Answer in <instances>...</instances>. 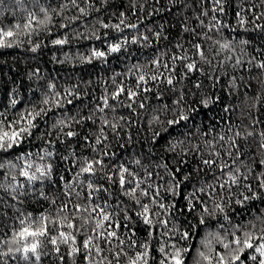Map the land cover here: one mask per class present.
<instances>
[{"label": "trees", "instance_id": "16d2710c", "mask_svg": "<svg viewBox=\"0 0 264 264\" xmlns=\"http://www.w3.org/2000/svg\"><path fill=\"white\" fill-rule=\"evenodd\" d=\"M23 2L28 11L35 12L38 19H43L39 7L48 9L52 22L47 29L35 26L34 32L18 37L19 42L12 47L0 48V112L11 121L33 108L38 111L41 107H46L41 101L45 95L51 96L53 91L59 92L63 97L66 89H72L74 95L69 97L73 100L72 104L64 102L63 109L52 108L46 115L38 117L35 121L37 127L32 130V135L26 137L20 145L9 153H0V163L6 164L16 156L32 153V160L38 164L41 161L37 153L43 155L45 149L55 152L53 157L43 161L53 164L51 180L37 181L29 185L17 171L12 174L25 185L23 194L13 199L0 189V239L10 238L12 231L19 228L18 217L28 213L35 217L43 213L55 218L64 204L88 203L85 199L88 175L79 178L83 184L72 183L73 177L84 157L103 158L108 166L104 172L124 164L141 177L145 175V170L152 173L149 182L160 187L161 202L176 205L169 209L167 215L156 207H153L152 211L160 212L161 217L169 221V229L179 230L175 235L170 233V242L189 247L191 251L187 254V264H194L196 249L207 251L200 241L205 239L209 231L215 232L218 226L215 219L207 227L200 225L199 204L195 211L189 212L188 201L184 197L194 189L215 184L217 180L223 179L215 166L209 170L201 164V160L213 159L210 153L219 151L221 162L231 163L225 153L229 150V137H233L237 131L241 133V137L236 138L241 153L237 166L245 175H248V168L252 169L248 179L242 180L241 184L250 183L252 191L257 192L260 199L250 200L243 206L237 204L236 199L242 198L240 193H251L244 187L235 186L231 192L217 188L216 198H224L225 211L233 223L252 222L260 227L259 220L255 218L264 219V190L258 188L254 177L264 173V166L259 164V160L264 158V149L259 147L262 139L259 134L264 132V70L256 65L264 61V30L256 29L255 25L264 24V18L256 20L253 13L247 9L255 6V15L264 13V0H223L224 11L217 10L215 13L211 11L209 0H77L78 7L72 6L71 0H39L38 5L35 0ZM62 5L67 7L61 10ZM80 7L87 10V16L79 12ZM10 8L15 15L8 10ZM242 9L244 11H241ZM203 10L208 11L207 16L202 14ZM121 13L124 14L125 24H137L138 28L130 29L121 25L123 31L117 32L101 27V22L119 23ZM237 13L246 18L247 22L243 26L238 23ZM213 15L221 25L218 32L215 29L209 31L206 27L215 24ZM26 17L27 12L17 9L11 0H0V27H11L15 23L23 25ZM73 17L79 19L73 20ZM61 24H67L68 27L60 28ZM205 32L211 36V41L205 38ZM93 33L101 39L93 38ZM156 33H159V37ZM64 36L68 38L65 45L51 43L53 39ZM133 36L141 39L133 44ZM143 36H147L148 40H143ZM124 38H127L129 43L122 47L120 52L110 54L106 61L93 59L90 63L87 62L86 58L93 48L106 51L109 43H117ZM216 40L220 43L231 42L234 51H220L219 47L212 43ZM241 41L247 43L241 44ZM197 43L204 46L203 50L211 64L199 60L192 47ZM36 45L39 47L34 52L32 48ZM184 54L189 56L188 62L197 61V67L202 71L187 73L183 67L186 62L179 60L175 62V70L170 71L173 68L172 56ZM237 58L241 61L239 65H236ZM155 59L160 60L161 66L158 69L152 64ZM164 64L168 65V69L163 67ZM133 65L149 75L163 73L164 76H173L175 91L170 90L172 86L163 82L164 77L161 76L159 81H149L147 85H143L153 91L140 94L133 104L135 113L122 106H117L114 112L105 109L103 114L99 113L96 106H103V101L99 98L105 94V89L109 94L114 90L113 78L117 84L123 83L135 90L136 75H139L140 71ZM49 84H54L55 88L49 89ZM197 84L200 85L198 88L195 87ZM158 92L162 94V99L157 98ZM180 92L183 93V107L189 115V120L172 127H168L166 123L163 126L155 123L150 126L149 121L153 116H159L162 121L173 118L172 102L178 98L177 93ZM12 100L17 101L14 107ZM120 100L124 104L131 103L123 94ZM202 100L208 101L207 106L201 103ZM140 101L145 103L144 109L138 107ZM109 102L116 103L111 99ZM164 104L168 105L167 111L163 110ZM89 116L92 118L86 119ZM101 116L118 125L115 132L110 126L102 124ZM120 117H124V120H120ZM60 120H64L65 125H59ZM164 128H167V131H164ZM68 131L77 135L67 137L65 133ZM156 132L160 133L158 137L154 136ZM249 132L253 135L248 136ZM220 136H223L224 140H220ZM97 137L101 138L100 144L95 143ZM181 141L183 143H179ZM173 143L178 144L175 151L170 150ZM207 143L214 147L206 148ZM193 144L200 145V154L191 150ZM232 151L235 153V149ZM105 152L109 155L104 156ZM64 157H67V160ZM137 159L141 162L139 166L133 163ZM177 169L180 171L177 172ZM10 171L7 167L0 169V183L10 182L5 180ZM170 172L182 181L179 195L167 191L174 183ZM102 175V172L97 171L94 182L107 188L108 192L94 193L92 203H100L103 206L107 201L112 206L109 210L117 213L114 219L121 223L117 230L120 238L135 239L137 244L148 241L151 248L150 264H158L161 254L157 250L161 244L169 242V238L162 235L165 229H159V232L149 239V229L135 215V212L140 211L139 206L123 196L118 185L101 179ZM183 175H188L189 179L183 181ZM61 177L64 179L61 180ZM69 183H72L71 197L65 192V186ZM41 192L43 196L40 195ZM76 192H80V197L75 195ZM197 195L211 207L212 201L208 197L203 193ZM229 196L232 197L230 203ZM193 203L197 202L193 200ZM121 209L128 210L130 220H124V212ZM71 212L70 208L69 216ZM216 219L225 223V227L228 226L219 214ZM74 222L77 225L81 223L78 218ZM85 230L91 233L90 226ZM185 230L192 233V238L180 241L179 232ZM82 238L83 232L78 239ZM212 245L216 251H224L214 240ZM0 251H6V248ZM47 252V255H42L40 264H73V259L67 256V249L63 245L61 254L65 259L62 262L51 250V246ZM129 254H132L131 251ZM7 264L25 262L17 254L16 259H8ZM75 264H85L83 257L77 256ZM120 264H124L123 258ZM249 264L253 262L249 261Z\"/></svg>", "mask_w": 264, "mask_h": 264}, {"label": "snow or ice", "instance_id": "6c2138e0", "mask_svg": "<svg viewBox=\"0 0 264 264\" xmlns=\"http://www.w3.org/2000/svg\"><path fill=\"white\" fill-rule=\"evenodd\" d=\"M15 7L21 11L27 12L26 22L21 25L20 23H15L11 27H0V48L12 47L14 44L18 43V37L28 36L35 31V26H42L47 29V26L52 22V17L48 13V9L40 6L39 11L43 14V19H38L35 12L28 11L24 5L23 0H11ZM212 5L211 11L215 13L217 10L220 12L224 11L223 0H209ZM38 5L39 0H35ZM71 4L74 7H78L77 0H71ZM67 5H62L61 10ZM12 11V9H8ZM241 11H244L242 9ZM248 12L253 13L254 18L259 20L264 18V13L255 15L256 8L247 9ZM79 12L87 16L88 12L85 8L80 7ZM15 15V12L12 11ZM202 14L204 16L208 15L207 10H203ZM238 23L243 26L247 21L244 16L237 13ZM73 20L79 19V17L71 18ZM213 21L215 24H209V31L215 29L217 32L220 30V22L217 20L216 16L213 15ZM200 23L203 25V21ZM121 25L125 28L137 29V24H125L124 14L121 13V18L117 24H109L101 22V27L104 29H114L117 32H122L123 29ZM68 27L67 24H61L60 28ZM256 29L264 30V24H256ZM188 31V29H185ZM195 32V30H192ZM107 35V33H105ZM159 37V33L155 34ZM207 40L211 41V36L208 32L204 33ZM93 38L100 40L101 37L93 33ZM139 37L133 36L131 43L135 44L139 41ZM143 40L147 41L148 37L143 36ZM53 45H65L68 43L67 36L63 38L53 39L51 41ZM129 40L124 38L122 41L117 43H109L107 45V50H98L93 48L90 55L86 58L87 62H91L93 59H98L106 61L107 57L116 52H120L122 47L127 45ZM214 45L219 47L220 51H234L231 42L220 43L219 40L212 41ZM241 44H246L247 41H241ZM39 45L32 48V51H36ZM179 48L180 45H177ZM193 49L195 54L199 57L200 61L204 63L211 64V61L205 55L203 50L204 46L197 43L194 44ZM189 56L187 54L181 56H172L173 68L170 71L175 70V62L177 60L183 63V67L187 70V73L201 72L202 69L197 67V61H189ZM230 59V57H229ZM241 63L240 59H236V65ZM152 64L158 69L161 64L159 59L152 61ZM259 69L264 70V61L259 62L256 65ZM140 71L136 65H133ZM164 68L168 69V65L164 64ZM161 76L164 77V81L167 85L172 86L170 90L175 91L174 77L171 75L164 76L163 73L157 74H146L140 71L139 75H136L135 90L123 83L117 84L115 78L112 79V84L114 85V90L109 94L107 89H105V94L99 99L103 101V106H96V110L103 114L105 109H110L115 111L117 106L126 107L133 113L136 112V108L133 104L136 103L137 98L141 93H150L153 91L152 88L144 87L149 81H159ZM197 84L195 87H199ZM49 89H54V84L48 85ZM125 95L127 100L131 103L124 104L120 100L121 95ZM74 92L72 89H66L64 96L61 97L59 92L53 91L51 96L45 95L41 103L46 107H41L38 111L33 108L31 111H27L26 114L21 113L18 119L8 121L5 118V114L0 112V153H9L14 147L20 145L23 140L32 135V130L37 127L35 121L38 117L46 115L48 111L52 108H64V102L67 104H72L73 100L69 97L73 96ZM157 98L162 99V94L157 93ZM178 98L174 99L172 102L171 114L173 118L162 121L159 116H153L149 121L151 126L153 123L163 126L165 123L168 127L178 126L182 122L189 120V115L186 114L185 108L183 107V93H177ZM77 98H79L77 96ZM110 99L115 104H110ZM201 103L207 106L208 101L202 100ZM14 107L17 104L16 100L11 101ZM140 109L145 108V103L140 101L138 104ZM163 110H168V105L164 104ZM190 111V110H189ZM89 116L86 119H91ZM120 120H124V117H120ZM101 121L103 125H108L115 132L118 125L112 124L110 121L101 116ZM59 125H65L64 120L58 122ZM57 125H53L56 127ZM167 131V128H164ZM67 137H74L77 133L73 131H68L65 133ZM160 133H154V136H159ZM248 136H252L253 133L249 132ZM261 136L260 149H264V132L259 134ZM101 136H103V128H101ZM241 137V133L237 131L233 137H229V150L226 151L225 155L231 160L221 162V153L219 151H213L210 153L213 159H202L201 164L207 166L209 170H212L213 166L216 167L223 177L222 180H217L215 184H207L201 186L198 189H194L192 192L188 193L184 198L187 199V209L189 212L195 211L197 204L201 208V215L199 216V224L203 226H208L210 222L215 219L217 224V230L215 232L209 231L205 239L200 241V244L207 249V251H201L196 249V257L194 264H249V261L253 264H264V219L261 217H256L259 220L260 227H257L256 223L249 222L247 224L233 223L229 214L225 211L224 198L221 197L217 200V188L231 192L232 188L244 187L251 195H246L243 192L240 193L242 198L236 199V203L239 205H244L250 200H258L260 196L257 192L252 191V185L250 183L241 184V181H246L248 175L252 173V169L248 168L245 175L241 172L240 167L237 166V161L241 155L239 151V146L236 144V138ZM106 139V137H104ZM246 138V137H245ZM87 139V138H85ZM220 140H224L223 136L219 137ZM101 138L97 137L95 140L96 144H100ZM51 144V142H49ZM179 143H183L182 141ZM178 144L173 143L170 145V150L175 151ZM206 148H213L211 143L205 145ZM200 145H191V150L199 153ZM235 149V153L232 151ZM187 151V150H185ZM32 153L21 154L16 156L14 160L7 161V163H0V169L7 167L11 171L9 175L5 177L8 183H0V189H3L6 194L16 199L19 194H23L25 185L17 180L16 175L12 174L18 171L20 177L29 184H35L37 181L43 182L45 180L52 179L53 164L44 163L46 158H51L55 155L54 151L44 150V154L36 155L39 157L41 163H36L32 160ZM74 155V153H73ZM109 153L105 152L104 156H108ZM67 160V157H64ZM183 162V161H182ZM136 165H140V160L133 161ZM259 164L264 166V158L259 160ZM108 166L104 163V159H89L84 157L78 172L75 177H73L72 183L83 184L79 178L85 174L88 175L86 189L87 196L85 199L88 201L86 204L77 203L71 205L70 203L64 204L57 212L56 217L52 218L50 215H45L41 213L39 216H33L32 213L18 217L19 228L12 231V235L8 239H0V249L6 248V251H0V264H7L8 259L15 260L17 254L25 264H40L42 255H47V249L51 246V250L57 254L58 259L62 262L65 256L61 254V246L63 245L67 249V256L73 259V264H75V258L77 256H82L85 264H120L121 258L124 260V264H150V243L148 241L141 242L137 244L135 239L129 238L128 240L121 239L118 235V229L121 227L119 220H115L114 217L117 215L115 211H110L111 205L104 202L103 206L100 203H92L93 194L104 192L107 193L108 189L102 185H98L94 182V177H96L97 171L103 173L101 179H104L110 183L118 185L119 192L128 197L129 200L138 205L140 211L135 212V215L139 220L149 229L148 237L151 239L153 236L159 232V229H165L162 233L164 237L169 238V242L161 244L158 248V252L161 254V259L158 264H187L188 256L187 254L191 251L189 247L178 246V243H171V236L175 235L178 229H169V221L161 217L160 212L153 213L152 208L156 207L164 211L165 215L168 214L169 209L174 208L175 204H165L160 200V187L150 183L152 173L145 170V175L141 177L137 172L130 170L129 167L124 164H120L115 167L114 170H109V172H104V169ZM167 169V165H164ZM180 170L177 169V172ZM173 184L169 186L167 191L171 192L173 195L180 194L181 180L176 178L174 173H169ZM258 182V188L264 190V173L254 177ZM61 180L64 178L61 177ZM189 179L188 175H183L182 180L187 181ZM72 183L66 184L65 192L68 197L73 194ZM197 193H203L208 199L212 201L211 207L209 204L201 200ZM43 196V192L40 193ZM75 195L80 197V192H76ZM232 197H228L229 203ZM147 200V202H142ZM195 200L197 203H193ZM55 203V201H53ZM72 209L71 216H69V209ZM124 212V220L128 221L131 219L127 215V209H121ZM218 214L222 217V221L227 222V227L225 223L221 222L220 219H216ZM81 221L80 225H77L74 221L76 219ZM155 218H159L156 220ZM207 218V220H206ZM155 220V223H154ZM157 225L159 227H157ZM87 226L91 227V233L89 234L85 229ZM55 232V234H53ZM83 232V238L78 239V237ZM223 233V235L221 234ZM208 237H211L209 239ZM192 238V233L189 230L179 232V240L187 241ZM212 240L222 246L224 251H216L213 248ZM116 241L117 243H113ZM128 249L131 251V255ZM139 249V250H137ZM247 253V254H246Z\"/></svg>", "mask_w": 264, "mask_h": 264}]
</instances>
